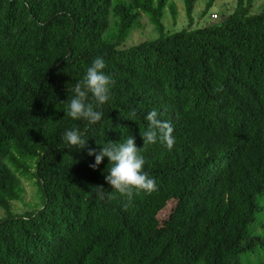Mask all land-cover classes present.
Returning a JSON list of instances; mask_svg holds the SVG:
<instances>
[{"label":"trees","instance_id":"16d2710c","mask_svg":"<svg viewBox=\"0 0 264 264\" xmlns=\"http://www.w3.org/2000/svg\"><path fill=\"white\" fill-rule=\"evenodd\" d=\"M182 1L188 26L165 35L172 0H0V264H264V5L194 28L197 0ZM142 15L161 35L119 46ZM96 57L114 84L89 126L63 109ZM152 109L171 151L143 145ZM71 128L85 149L62 147ZM128 135L155 182L130 200L87 155ZM22 179L43 202L15 213Z\"/></svg>","mask_w":264,"mask_h":264},{"label":"clouds","instance_id":"9594fccd","mask_svg":"<svg viewBox=\"0 0 264 264\" xmlns=\"http://www.w3.org/2000/svg\"><path fill=\"white\" fill-rule=\"evenodd\" d=\"M105 67L102 57H96L91 61L82 79L77 81L72 89L73 95L63 109L64 116L73 121H86L89 126L101 120L102 112L99 107L108 101L110 87L114 84L111 75L106 74ZM159 116L155 109L145 114L147 127L141 134L143 145L158 142L163 148L171 151L175 143L172 127ZM89 138L75 128L65 129L61 138L62 147L80 151L86 148ZM95 144L97 148H87V155L94 157V162L89 164V167L95 170L107 158V171L105 169L102 171L104 181L111 190L130 200L135 192L154 189V180L143 170L145 160L141 152L142 147L136 146L131 135L121 143L109 140L97 144L95 140Z\"/></svg>","mask_w":264,"mask_h":264},{"label":"rangeland","instance_id":"374dc122","mask_svg":"<svg viewBox=\"0 0 264 264\" xmlns=\"http://www.w3.org/2000/svg\"><path fill=\"white\" fill-rule=\"evenodd\" d=\"M117 1V0H114ZM176 5V19L172 17L169 8H167L164 16L163 23L165 26L164 34L175 32L184 27L188 26L189 20L185 15L184 3L182 0H172ZM208 0H197L194 7V21L195 27L203 25H212L217 24L226 19L235 9L237 0H216L213 6L208 10V12L202 14L203 10L206 7ZM264 5V0H254L252 6L250 7V12L256 13L261 10V7ZM263 8V7H262ZM216 13L218 18L213 19L211 15ZM112 16V15H111ZM115 21L110 17V24L106 29L105 35L110 36L114 32ZM161 35L160 31L155 28L153 24L149 22V19L146 15H142L140 18L139 25L132 28L129 35L119 43L121 47H129L144 40H154ZM23 193L22 198L11 203L12 211L15 213H23L25 211H33L39 207L43 202V195L40 192L39 185L36 183V180L22 179ZM171 206L167 207L161 214V219L167 216V213L170 211ZM6 212L4 209L0 208V218L5 216ZM253 228V227H252ZM252 232H256L252 229ZM261 232V228H259Z\"/></svg>","mask_w":264,"mask_h":264},{"label":"built area","instance_id":"2783aa9c","mask_svg":"<svg viewBox=\"0 0 264 264\" xmlns=\"http://www.w3.org/2000/svg\"><path fill=\"white\" fill-rule=\"evenodd\" d=\"M212 17L215 19L218 17V15L216 13L212 14Z\"/></svg>","mask_w":264,"mask_h":264}]
</instances>
